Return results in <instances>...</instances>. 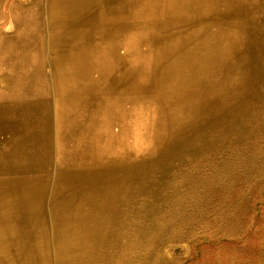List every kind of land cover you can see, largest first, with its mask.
Wrapping results in <instances>:
<instances>
[{"label": "rangeland", "instance_id": "374dc122", "mask_svg": "<svg viewBox=\"0 0 264 264\" xmlns=\"http://www.w3.org/2000/svg\"><path fill=\"white\" fill-rule=\"evenodd\" d=\"M14 169L125 192L90 264H264V0H0Z\"/></svg>", "mask_w": 264, "mask_h": 264}, {"label": "bare ground", "instance_id": "6f19581e", "mask_svg": "<svg viewBox=\"0 0 264 264\" xmlns=\"http://www.w3.org/2000/svg\"><path fill=\"white\" fill-rule=\"evenodd\" d=\"M75 124L66 123L60 129L59 151L61 168L73 171L77 163L70 155L89 146L87 131ZM72 130L83 151L73 149L76 138L68 136ZM7 174L11 176L0 177V264H90L102 258L97 250L109 239L105 223L114 217L104 222L99 214L102 200L115 203L124 191L107 188L106 178L107 183L97 180L93 187L85 182L86 171L55 181L52 175L38 176L42 173L36 169H14Z\"/></svg>", "mask_w": 264, "mask_h": 264}, {"label": "crops", "instance_id": "0c3cea01", "mask_svg": "<svg viewBox=\"0 0 264 264\" xmlns=\"http://www.w3.org/2000/svg\"><path fill=\"white\" fill-rule=\"evenodd\" d=\"M11 106H14V105H11Z\"/></svg>", "mask_w": 264, "mask_h": 264}]
</instances>
